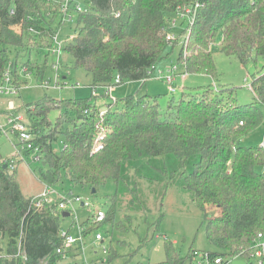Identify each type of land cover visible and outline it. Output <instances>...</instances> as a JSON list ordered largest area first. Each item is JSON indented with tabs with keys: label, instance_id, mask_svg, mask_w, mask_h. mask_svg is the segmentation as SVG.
Instances as JSON below:
<instances>
[{
	"label": "trees",
	"instance_id": "1",
	"mask_svg": "<svg viewBox=\"0 0 264 264\" xmlns=\"http://www.w3.org/2000/svg\"><path fill=\"white\" fill-rule=\"evenodd\" d=\"M190 1L88 0L89 11L76 13L74 37L63 50L77 69L91 77V87L111 85L116 77L120 84L144 83L179 45L178 39L171 44L166 41L168 23L177 8ZM201 1L204 6L188 27L176 65L184 64L187 74L214 79L213 48L242 66L258 57L264 61V0ZM64 2L0 0V83L8 71L19 87L20 66L24 74L35 71L43 79L45 65L34 67L29 60L18 65V59L36 46L33 36L45 46L56 37L51 25L58 15L65 19ZM10 50L15 51L14 60ZM250 85L254 101L247 105L238 104L230 88L208 86L196 92L183 88L164 110L156 97L130 95L107 105L102 117L95 102L98 96L62 101L46 95L25 107L27 126L38 148L40 178L48 188L65 179L73 187L95 193L108 180L115 183L105 219L93 223L91 215L81 224L85 243L93 236L91 246L100 225L114 220L120 197L127 196L134 205L136 182L156 170L168 183L178 181L204 214L206 240L214 249L210 253L246 257L243 251L264 231V148L243 146L241 140L264 122V72L253 75ZM52 111L57 112L54 122L49 119ZM9 113L18 111L9 110L4 117ZM100 120L106 130L104 146L92 153ZM60 135L62 148L56 152L53 145ZM15 159L0 154V241L7 240L6 249L0 247V264H60L59 229L70 216L51 204L33 206L34 196L23 195L15 179ZM116 227L124 230L120 224ZM18 243L23 254L16 256ZM163 250L165 260L155 264L184 263L166 238ZM196 253L189 252L190 264ZM107 254L109 262L118 257L112 247Z\"/></svg>",
	"mask_w": 264,
	"mask_h": 264
},
{
	"label": "rangeland",
	"instance_id": "2",
	"mask_svg": "<svg viewBox=\"0 0 264 264\" xmlns=\"http://www.w3.org/2000/svg\"><path fill=\"white\" fill-rule=\"evenodd\" d=\"M70 12L65 19L61 20L62 15H58L51 27L56 30V42L62 45L58 57L59 85L54 88L53 78L55 72L51 67L57 61V56L48 54V45L38 42L33 36L36 46L26 50L23 57L18 59V65H22L28 60L35 67H42L43 81H49V88L40 87L39 75L33 73L24 74L22 66L19 68L18 80L20 86L15 95L0 97V124L5 125L4 114L10 109H15L21 114L27 122L25 107L34 103L44 96H49L56 100H86L91 97L92 79L83 70L77 69L71 56L64 52L63 48L68 42L69 37H74V27L76 22V6L82 9L89 8L88 0H69ZM63 13V12H62ZM176 35L180 31L174 32ZM38 35V33H32ZM34 37L36 39H34ZM180 45H177L172 53L156 65V70H164L176 65V60ZM169 51V49H168ZM15 52V51H14ZM10 50L9 57L14 60L15 53ZM213 61L216 68V77L213 79L209 75L186 74L181 75L183 68L179 66L177 75L174 78V93L169 92L168 85L157 80L156 70L150 79L144 83L141 82H123L114 86L109 97H99L95 99L99 108L111 104V99L121 100L130 95H148L156 97L160 110H164L168 100L172 97L178 98L183 88L196 92L200 88L214 86V88H230L234 90V98L238 104L247 105L254 101L253 93L246 87V80L250 84L253 75L264 72V61L258 57L256 61H250L242 66L234 57H226L219 53L218 49L213 48ZM101 89H97L98 95H103ZM110 107H112L110 105ZM11 114V113H9ZM7 114V115H9ZM57 112L52 111L49 115L51 122H54ZM62 136L58 137L57 142L53 145L54 150L59 152L62 148ZM264 139V122L255 130L244 136L241 140L243 146H259ZM22 144L17 140L16 135H0V154L4 158L14 157L17 160L15 179L20 191L25 196H37L47 190L46 184L41 180L39 169L40 162L33 160V155H25L23 151L18 152ZM264 174V168L262 169ZM155 170L153 176H147L139 179L137 183L138 200L132 205V201L127 196H121V201L116 205V214L112 222L101 224L98 232L104 233L105 241L102 245L93 242V248L90 243L93 236L86 238V247L84 257L87 264H98L105 261L106 264H155L165 260L163 250L164 238L174 244L180 257L184 259L183 264H190L187 257L191 250L197 252L214 251L208 243L204 231V214L196 207L190 195L183 191L178 181L169 182ZM115 183L108 180L105 185L92 194L87 189L73 187L67 180L50 188V199L57 202L66 198L68 201L72 197H78L86 201L89 207H82L79 203H73V214L76 221L82 224L87 217L91 216L97 210L105 214L109 210L111 198L115 195ZM71 207V208H72ZM71 217V215H70ZM130 217L131 222L128 221ZM71 218L65 220L63 227L70 228ZM120 224L123 229H117ZM83 225V224H82ZM75 235L74 230L71 231ZM6 238L0 241L2 250L6 249ZM122 245H118V243ZM144 242V243H143ZM103 246L107 249L110 247L118 253V257L110 262L108 254L102 253ZM97 252V254H94ZM76 264H85L84 258L76 260Z\"/></svg>",
	"mask_w": 264,
	"mask_h": 264
},
{
	"label": "built area",
	"instance_id": "3",
	"mask_svg": "<svg viewBox=\"0 0 264 264\" xmlns=\"http://www.w3.org/2000/svg\"><path fill=\"white\" fill-rule=\"evenodd\" d=\"M204 6V3H202L201 0H191L190 5L186 7H178L175 13V16L170 20L168 23V30L166 33V41L170 44L173 43L175 40H179V45H183L186 43L187 35L190 31L188 29L189 25L192 24L193 19L195 18L196 12L199 8ZM70 9V2L69 0H65L62 12L64 15H68V10ZM74 9V12L81 13V12H88L89 8L86 10L82 9L79 6H76ZM30 33H37L33 29H29ZM180 31L178 35H176L174 32ZM72 40V37L68 38V41ZM51 44L48 47V54H52L57 56V61L55 64L52 65L51 69L54 74L53 83L54 88L59 85V76L57 74L58 70V57L61 52L62 45L58 44L56 42V37H54L51 42ZM179 66L183 68L181 75L184 76L187 73L184 71V64L180 65H172L170 68L164 69V70H156L157 76L154 77L157 80H161L165 84L168 85L169 92L174 93L175 88L173 86L174 78L179 75L177 73ZM155 72V71H154ZM154 74V73H152ZM153 76V75H152ZM49 81L50 80H41L40 81V87L43 89L49 88ZM120 84V80L118 77L114 80V82L111 85L108 86H94L91 87V95L92 96H100L97 93V89H101L103 94H106L108 97L110 96L114 86ZM245 87L253 93V89L251 85L246 80ZM19 87L14 85L12 78L7 71L4 75V78L2 79V82L0 83V97L2 96H11L15 95ZM111 102H115L114 98H110ZM108 107L105 106L103 108H99V117H102L105 112L107 111ZM12 110V109H10ZM263 111H264V105H263ZM241 124V123H240ZM14 134L17 137V140L20 144H22V148L18 150V152L23 151L29 152L30 155H33V160L36 162H39L40 158L38 156V148L35 146L33 140L34 136L31 134L29 127L27 126V122L25 121L24 117L21 114H9L5 116V125L0 124V135L7 136V134ZM106 137V130L101 125V120L99 123L96 124V135L91 143V152L96 153L103 149L104 146V140ZM260 146L264 148V139L261 141ZM50 193L51 189L47 187V190L38 194L37 196H34L31 200V203L34 207L39 208L43 204H51L57 208L59 211H63L64 213L67 212L68 215H71V224L70 228L66 229L64 227H61L59 229V237L63 241V246L61 248H58L56 250L57 254H61L62 256V262L60 264H76V260L80 257L84 258V263L87 264V261L84 257L85 247L86 243L84 241L83 231L85 228L79 224L76 221V218L74 217L73 212V203H79L82 207H89L88 203L83 200H80L78 197H72L71 200H67L66 198L60 199L57 202H53L50 199ZM72 207V208H71ZM92 214V222L93 223H100L105 219V213L101 210L93 211ZM74 230L75 235L71 234V231ZM93 241L95 243H98L100 245L103 244L105 241V237L102 233L96 232L94 235ZM90 248H93V245L90 246ZM246 257L244 256H236V257H225V256H215L210 252H197L193 259L192 264H232L234 260H243L246 264H264V231L258 232L255 237L252 239L251 244L247 250H244ZM102 253L107 254L106 248L103 246ZM23 252L20 247V243H18L17 246V254L22 255ZM97 254V252H95ZM4 255L1 254V257ZM72 256H74L72 258ZM98 264H106V262L100 261Z\"/></svg>",
	"mask_w": 264,
	"mask_h": 264
},
{
	"label": "water",
	"instance_id": "4",
	"mask_svg": "<svg viewBox=\"0 0 264 264\" xmlns=\"http://www.w3.org/2000/svg\"><path fill=\"white\" fill-rule=\"evenodd\" d=\"M43 166H44V164H42ZM4 168H6V165H4ZM91 193L92 194H94L95 193V190L94 189H92L91 190ZM64 216H68V213H64L63 214ZM232 264H246L243 260H239V259H237V260H234L233 262H232Z\"/></svg>",
	"mask_w": 264,
	"mask_h": 264
},
{
	"label": "crops",
	"instance_id": "5",
	"mask_svg": "<svg viewBox=\"0 0 264 264\" xmlns=\"http://www.w3.org/2000/svg\"><path fill=\"white\" fill-rule=\"evenodd\" d=\"M36 196V195H35ZM28 197H30V196H28ZM105 235V234H104ZM105 237V236H104ZM95 254V253H94Z\"/></svg>",
	"mask_w": 264,
	"mask_h": 264
}]
</instances>
